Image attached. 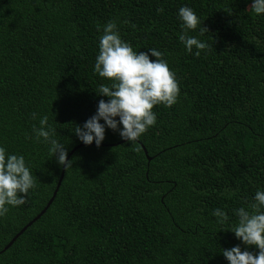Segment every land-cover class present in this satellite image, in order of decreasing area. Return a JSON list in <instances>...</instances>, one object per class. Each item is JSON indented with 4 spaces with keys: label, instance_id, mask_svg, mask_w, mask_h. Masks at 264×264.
<instances>
[{
    "label": "trees",
    "instance_id": "16d2710c",
    "mask_svg": "<svg viewBox=\"0 0 264 264\" xmlns=\"http://www.w3.org/2000/svg\"><path fill=\"white\" fill-rule=\"evenodd\" d=\"M181 6L206 30L188 31L208 45L199 56L178 40ZM109 21L134 52L162 53L179 96L153 107L155 125L134 144L105 129L99 147L85 146L71 129L107 100L93 64ZM42 115L67 155L78 148L49 207L5 249L61 172L31 139ZM0 146L35 180L0 217V264H227L221 249L236 245L255 255L211 213L234 222L264 190V15L250 0H0Z\"/></svg>",
    "mask_w": 264,
    "mask_h": 264
},
{
    "label": "clouds",
    "instance_id": "9594fccd",
    "mask_svg": "<svg viewBox=\"0 0 264 264\" xmlns=\"http://www.w3.org/2000/svg\"><path fill=\"white\" fill-rule=\"evenodd\" d=\"M250 10L257 16L264 15V0H250ZM177 18L181 26L179 42L186 53L199 56L208 45L198 36L188 35V31L199 27V34L204 35L206 30L201 27V21L187 6L178 9ZM97 30L101 31L99 27ZM150 56L155 59L150 60ZM93 73L107 79L108 83H102L96 92L107 100L100 99L95 114L82 125H74L71 129L85 146L94 144L99 147L105 138V129L118 133L120 139L128 144H134L155 125L154 106L162 104L171 107L177 103L178 83L162 53L155 48H148L147 52H134L121 39L117 24L113 21L102 27ZM31 115L32 119L37 118L35 112ZM38 125L32 127L31 139L47 145L48 153L55 158L58 166L65 170L71 167L72 161L66 159L65 146L56 138L48 117L40 116ZM34 187V176L25 158L8 153L0 146V217L5 216L10 208L24 205L25 197ZM211 215L215 217L216 225L228 223L227 232L234 234L245 248L258 250L253 255L251 251H242L239 245L221 249L227 264H264V190L257 189L250 201L232 210L234 222H230L229 215L220 208L214 209Z\"/></svg>",
    "mask_w": 264,
    "mask_h": 264
},
{
    "label": "water",
    "instance_id": "95a60500",
    "mask_svg": "<svg viewBox=\"0 0 264 264\" xmlns=\"http://www.w3.org/2000/svg\"><path fill=\"white\" fill-rule=\"evenodd\" d=\"M77 148H78V147L74 148L73 151H75ZM73 151H72V152H73ZM72 152L69 153V154L67 155V157H66L67 160H68L69 156L72 154ZM63 174H64V168L61 167V172H60L59 179H58V181H57L56 187H55L54 192H53L51 198L49 199L47 205L45 206V208L40 212V214H39L38 216H36L31 222H29L26 226H24V227H23V228H22V229H21V230L15 235V237H14V238L8 243V245L5 247V249H7V248H8V247H9V246L15 241V239H16L19 235H21V234L26 230L27 227H29L33 222H35V221L40 217V215L43 214V213L46 211V209L49 207V205L51 204V202H52L53 199H54V196H55V194H56V192H57V190H58V187H59V185H60V183H61V180H62V178H63Z\"/></svg>",
    "mask_w": 264,
    "mask_h": 264
}]
</instances>
